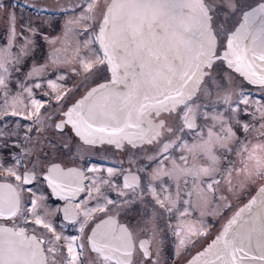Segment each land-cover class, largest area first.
I'll return each instance as SVG.
<instances>
[{
    "label": "snow or ice",
    "instance_id": "6c2138e0",
    "mask_svg": "<svg viewBox=\"0 0 264 264\" xmlns=\"http://www.w3.org/2000/svg\"><path fill=\"white\" fill-rule=\"evenodd\" d=\"M0 264H264V0H0Z\"/></svg>",
    "mask_w": 264,
    "mask_h": 264
}]
</instances>
